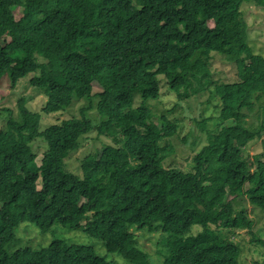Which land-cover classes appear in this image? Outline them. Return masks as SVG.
<instances>
[{
  "label": "trees",
  "instance_id": "16d2710c",
  "mask_svg": "<svg viewBox=\"0 0 264 264\" xmlns=\"http://www.w3.org/2000/svg\"><path fill=\"white\" fill-rule=\"evenodd\" d=\"M245 3L264 9V0H0V83L8 76L13 89L33 75L48 115L91 99L96 83L98 130L115 143L87 156L78 176L66 160L95 130L86 111L42 129V115L21 106L0 130V264H113L92 246L61 240L9 252L26 222L83 230L129 264H152L137 241L144 229L164 234L162 264H241L235 233L253 222L234 201L245 197L264 213V56L250 45ZM213 54L235 64L237 81L213 79ZM163 85L179 101L206 92L220 101L188 172L165 166L174 150L164 144L180 123L154 122L149 101ZM256 140L263 149L250 158Z\"/></svg>",
  "mask_w": 264,
  "mask_h": 264
},
{
  "label": "rangeland",
  "instance_id": "374dc122",
  "mask_svg": "<svg viewBox=\"0 0 264 264\" xmlns=\"http://www.w3.org/2000/svg\"><path fill=\"white\" fill-rule=\"evenodd\" d=\"M23 8L15 11L17 20L22 19ZM243 17L248 24V37L250 45L256 54L264 56V9H260L251 3H245L242 7ZM213 27V23H211ZM211 71L213 79L219 83H233L238 80L237 68L232 62H227L224 56L213 54ZM30 75L22 79L18 86L11 88L8 76H5L0 83V130L4 129L11 118H18L20 108L25 105L27 108L42 115V129L61 124L65 120L73 117H81L82 110L91 119L95 130L88 134L81 148L72 154L67 160V169L82 176V164L87 156L97 155L108 145H115L110 138L99 133L98 126L100 118L97 114L96 106L100 87L95 83L91 99L76 100L68 110L57 114H46L43 112L47 98L37 92L30 84ZM77 81L79 79L73 78ZM70 84L75 83L74 80ZM165 81V78H161ZM220 101L209 92L186 101H179L177 96L163 85L160 98L149 101V108L154 114V122L159 124V119L163 115H168L170 119H178L180 129L178 136L170 140L173 152L165 162L166 168H179L185 172L191 171L194 156L208 145V134L203 131V122L207 121V131L214 129L218 122ZM171 111V112H169ZM251 130L259 126V121L255 117L247 120ZM264 138V135H263ZM262 140H256L248 145L247 151L250 158L262 152ZM34 152L38 154V163H41L43 153L46 150L44 140L32 145ZM41 187V183H39ZM238 210L246 209L253 221V228L249 230H238L235 233V242L242 247L241 264H253L256 261L264 262V214L260 209L249 203L247 198L241 197L234 201ZM148 231V229H144ZM145 231L137 232L139 246L145 250L151 258L152 264H162L165 255L163 244L164 234L161 232L149 233ZM201 231L200 226L193 228V234ZM61 240L68 245L92 246L100 255L106 257L113 264H129L127 260L117 254L108 253L102 242L90 237L83 230L72 231L56 223L48 231H42L35 224L22 223L18 229L16 238L7 245V250L11 253L20 248L40 249L48 247L53 241ZM259 240V241H257Z\"/></svg>",
  "mask_w": 264,
  "mask_h": 264
},
{
  "label": "clouds",
  "instance_id": "9594fccd",
  "mask_svg": "<svg viewBox=\"0 0 264 264\" xmlns=\"http://www.w3.org/2000/svg\"><path fill=\"white\" fill-rule=\"evenodd\" d=\"M19 8H21L22 9V7H19ZM18 9V8H17ZM24 10V9H23ZM23 13H24V11H23ZM15 14V13H14ZM24 16V15H23ZM16 18V17H15ZM23 18V17H22ZM17 20V19H16ZM21 20V19H20ZM17 21H19V20H17ZM259 209V208H258ZM262 212V211H261ZM263 213V212H262ZM264 214V213H263ZM248 215H249V213H248ZM249 218H250V216H249ZM251 219V218H250ZM252 221V220H251ZM253 222V221H252ZM236 231H238V230H236ZM256 262H260V261H256ZM255 263V262H254ZM253 263V264H254Z\"/></svg>",
  "mask_w": 264,
  "mask_h": 264
}]
</instances>
